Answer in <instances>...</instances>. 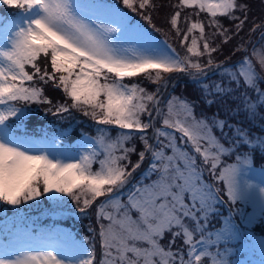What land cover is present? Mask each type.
<instances>
[{
    "label": "snow or ice",
    "instance_id": "6c2138e0",
    "mask_svg": "<svg viewBox=\"0 0 264 264\" xmlns=\"http://www.w3.org/2000/svg\"><path fill=\"white\" fill-rule=\"evenodd\" d=\"M122 2L133 12L140 10L152 23L154 0ZM0 5L20 10L11 19L0 16V29L6 30L0 43V204L19 208L59 193L71 197L85 213L106 197L96 207L99 257L94 244H78L69 236L64 242H43L15 251L0 245V264H231L228 250L221 251L222 242L238 236L239 227L231 217L215 232L208 231V225L223 200L222 190L231 204L258 200L264 217V187L243 179L252 169L253 157L236 152L237 143L252 152H264V137L253 139L236 129L238 139L226 143L214 131L223 132L226 121L197 118L192 105L176 97L165 101L161 109L159 93L167 87L162 83L164 74L203 73L205 67H220L212 60V54L220 50L214 38L222 37L220 44H227L238 35L248 19L249 5L241 0H176L170 5L168 24L185 49L183 56L167 41L143 48L124 46L116 37L123 24L97 23L98 18L85 12L79 0H0ZM185 9L193 11L184 15L182 29ZM201 14L213 29L210 35L199 19ZM219 18L236 21L235 31ZM204 56L206 64L193 59ZM223 72L228 85L213 84L215 91L208 94L229 96L243 87L245 111L255 116L258 108H264V76L260 74L264 49L253 48L238 65L224 67ZM141 75L161 88L153 92L140 83L125 82ZM37 80L51 82L71 100V105H57V113L77 108L97 124L124 131L113 137L108 129H100L94 141L99 151L93 147L72 161L21 140L8 123L25 114L17 102L52 103L44 88L35 86ZM247 90L256 94L255 100ZM133 132L140 134L142 150L129 145ZM132 153L138 156L135 164ZM146 155L149 168L128 189L125 199L123 192ZM232 156L235 162L227 163L225 157Z\"/></svg>",
    "mask_w": 264,
    "mask_h": 264
},
{
    "label": "rangeland",
    "instance_id": "374dc122",
    "mask_svg": "<svg viewBox=\"0 0 264 264\" xmlns=\"http://www.w3.org/2000/svg\"><path fill=\"white\" fill-rule=\"evenodd\" d=\"M79 2L85 6V12L91 15L94 19L98 18L97 23L110 24L113 27H119L121 24H123V31L121 33H117L116 37L118 42L123 44L124 46L143 48L151 45L162 44L164 41H167V43L171 45V47L174 48L177 52H179L181 56L185 55V49L183 46H181L179 37L176 36L174 30H172L170 25L168 24V17L173 11V8L170 5L174 4L176 0H157L158 9L155 11L154 15L158 16V18L162 15L166 16L160 19L163 22V25L161 27L155 26V28H153V24H149V22L145 20L143 16L138 13V11L133 12L131 9L127 8L123 4L122 0H79ZM18 11L20 10L16 8H10L7 5H0V16L8 17L9 19H11V14ZM238 13V15H242L240 12ZM199 19H202L205 22L206 34L210 35L213 29L207 27L208 20L205 19L203 14H201ZM263 25L255 31V34L253 36L249 38L245 37L248 39H246L240 45V51L242 52L240 57L245 58L246 56L250 55L253 48H255L257 51L264 49V34H262L264 32ZM180 27L182 29L186 27V25L184 24L183 13L181 16ZM157 29H159L160 31H157ZM5 31V29H0V43H2L5 39ZM220 40V38L216 37L214 38L213 43L219 45L220 50H227L228 54L231 48V43L228 42L227 44H220ZM220 50L212 54L213 61L217 59H226V56H229V59H226L228 62L232 61L230 60L232 59L231 53H229V55L218 56L217 58V54L220 52ZM193 59H199L201 64H206L208 57H193ZM241 61L235 63L234 66L238 65ZM224 67L232 68L233 65H223L219 68L218 78L212 79L208 83H202L203 94H208L209 91L214 92L215 89H212L211 87L213 84L223 82L225 86L228 85V76L223 72ZM49 70L51 69L49 68ZM29 71H31V69H29ZM257 71H259L258 66ZM175 73L176 72L164 74L165 81H162V83L166 82L167 87L161 88V85L153 83H151L152 87L149 89L147 86H144L149 91L153 92L156 91L157 88H161L159 93V96L161 98V109L164 108L165 101L171 99L172 97H176L190 103L197 118H207L209 121L213 119L224 120L218 115H211L210 117H208L204 113H201V111L198 110L195 104L186 97H181L178 94H171L170 89H168L169 85L176 83L179 80V77L176 76ZM186 73H188L187 79L193 81L195 78H197L198 81H201L202 78L210 76L213 73V69L205 67L203 73H197L195 72V70H190ZM260 74L264 76V72ZM141 78L144 81L143 84L145 82L146 84L148 83V81L145 80L143 76ZM34 84L35 86L44 88V95L45 90H51L55 88L52 83H48L47 85L38 80L35 81ZM205 86H208L207 90ZM233 87L235 86L233 85ZM261 87L264 88V83L261 84ZM247 91L249 96L254 94L255 98L253 100H255L256 94L251 90ZM244 92L245 89L241 87L237 89L233 94L236 101H238L239 103L243 101ZM59 94L60 96L64 94V92L60 88ZM168 95H171V97H167ZM45 97L47 96L45 95ZM208 97H212V100H217V98L219 97L222 98V96L210 94ZM66 98L68 97L66 96ZM39 104L40 103L37 104L35 102H17L16 106L24 109L25 114L20 119L13 117L8 121V123L12 126V131L15 136L20 138L19 135L21 132V128H25L23 124L25 118L30 113V110L34 106H37ZM51 104L53 106L56 105V103L54 102H52ZM239 107L244 109L243 103H241ZM238 109L239 108H236V111H238ZM79 113L84 114L81 110H79ZM29 116H31V114H29ZM86 117L91 119V116ZM248 118L253 122H261L263 124L262 127H264V108H258L255 116L249 113ZM77 124L78 123L69 125L67 128L61 130L56 127L55 131L52 132V136H55L54 139L37 140L26 138L22 135L20 139L29 141L32 146L36 148H44L50 151L54 156L68 161L77 159L79 156L83 155L93 147H97V150L99 151V147L94 143L98 133L95 136H86L83 140H79L76 144H69L66 142V138L74 131ZM157 124L159 125V121H157ZM236 129H243L244 132L247 133L248 137H251L253 139L257 137H263L257 134H249L248 129L242 126L240 123L227 124V127L223 129V132H221L219 129H214V131L217 136H222L225 142L228 140V142L226 143L231 144L232 141L238 139ZM108 130L113 137H115L119 132L122 131L120 130L119 132L115 133L113 129ZM26 133L29 134V131H26ZM131 134L133 136L134 132ZM151 135L152 132L150 136ZM70 139H74V134H71ZM134 144L135 146H137L136 139H134ZM134 144L131 140L130 145ZM241 145L246 146L247 149L245 147H243V149H240ZM236 152L238 154L251 155L253 157L252 169L251 171L246 172L243 179L252 185L264 187V166L262 164H255V157L250 147L243 143H237ZM131 155L132 154H130V159L132 161ZM225 160L227 163L235 162L234 156L225 157ZM136 162L137 161H134L132 163L135 164ZM149 163L150 159L147 156L145 157L144 162L141 164V168L137 169L133 173L132 177L130 178L129 185L126 186V189L123 192V197L125 199L128 195V189H130L133 184L143 178L144 174L149 168ZM93 168H98V164H94ZM218 186L223 189L222 184ZM54 195L55 197H57V200L53 199ZM256 195L258 196V189L256 190ZM220 196L223 197V200L217 205L218 212L216 216L211 219L210 224L208 225V231L215 232L216 230L222 228L224 226V220L228 217H231L232 222L239 227L240 231L238 236L231 238L227 243L222 242L221 251H223L225 248L228 250V259L230 260L231 264H264V233H262V231H264V217H262L261 215L259 201L254 199L248 201H238L236 204H231L228 201L227 195L223 190L221 191ZM105 199L106 197L99 198L96 204H94L92 208L88 209L85 213H81L79 211L76 202L73 201L71 197L62 196L59 193L46 194L45 196L38 197L37 200L29 201L26 204L20 205L19 208H14L12 206V208L16 210H14L10 215H7V209L11 205L0 204V245L7 246L9 251H15L17 248H26L29 245L34 246L43 242H64L69 236H71L78 244H94L96 247L97 256L99 257L101 250L100 239L98 236L100 222L97 220L96 207L101 201H104ZM32 207H34L35 209H39L40 212L43 211L41 213V218L50 217L53 222L54 220L55 222H60L62 226L54 227V229L42 227L38 229V232L34 231L33 228L34 226H36L34 224V221L24 220L27 214H30L27 212V210ZM47 207L51 208L48 209ZM39 220L41 219L37 218V221ZM45 222L46 221L44 220L42 223ZM3 236L7 237V239L1 238ZM242 238L244 243H242ZM212 239H215V237L213 236ZM210 251L214 252L215 247H210ZM205 264H207V262H205Z\"/></svg>",
    "mask_w": 264,
    "mask_h": 264
},
{
    "label": "trees",
    "instance_id": "16d2710c",
    "mask_svg": "<svg viewBox=\"0 0 264 264\" xmlns=\"http://www.w3.org/2000/svg\"><path fill=\"white\" fill-rule=\"evenodd\" d=\"M164 1V0H161ZM154 2L157 4V8L154 11H150V15L152 17V24L155 26L161 27L163 25V22L160 20L166 15H162L158 18V16H155L154 13L158 9V2L157 0H154ZM242 3H246L249 5V12L247 13L248 19L246 23L243 26V29L239 32L238 35L233 36L229 42L231 43V48L229 50V53H231L230 60L227 61L226 59H229V56H226V59H220L213 61L215 65H220L222 67L223 65H233L239 61H241L244 57H240L242 52L240 51V45L249 37L253 36L255 34V31L258 30L259 27H261L264 24V0H241ZM164 11V10H163ZM193 10L191 9H185L183 15L190 14ZM138 13L143 16L142 12L138 10ZM238 13V12H237ZM236 13L237 16H240ZM205 19L208 20L207 16L203 14ZM197 18V17H192ZM221 20V23L228 28L230 31L234 30V24L236 21L230 20L228 18H219ZM150 24V23H149ZM259 26V27H258ZM264 26V25H263ZM254 31V32H253ZM264 34V32L262 33ZM248 37V38H245ZM222 39V37H218ZM239 48V50H237ZM227 54V50L221 49L220 52L217 54L218 56H224L229 55ZM240 57V58H239ZM239 58V59H237ZM222 62V63H221ZM220 67H210L213 69V73L210 76H206L202 78L201 81H198L197 78H195L193 81L187 79L188 73L184 72H176L175 75L179 77V80L176 83L170 84L169 88L171 94H178L181 97H186L190 101H192L195 106L198 108V110L201 111V113H204L208 117L211 115H218L222 119L226 121V124H241L245 128L248 129L249 134H257L264 137V127H262V123H257L256 121L253 122L248 118L249 113L246 112L244 109L239 107L242 103V101L239 103L236 101L234 95L229 96H222L217 98V100H212V97H208L209 94H203L202 89V83L210 82L212 79L218 78L219 68ZM138 76L134 78L133 80H126V83H140L142 86H147L148 89L152 87L151 83L146 82L143 84L142 77ZM51 83V82H48ZM47 83V85H48ZM187 94V95H186ZM237 94V93H236ZM45 95L50 99L52 102L56 103V105L42 103L37 106H34L30 113L31 116H28L25 118V121L23 122L25 128H21V132L19 137L21 138V135L26 138H32L37 140H44V139H54L55 136H52V132L55 131L56 127L61 130L67 128L69 125H73L75 123H78L76 128L71 134H74V139L71 140V134L66 138V142L69 144H76L79 140H83L86 136H95L100 129H113L115 133L119 132L120 129L116 128L115 126L111 125H100L97 124L96 121H94L92 118L86 117L84 114L79 113V109L77 108H69L68 112H62L57 113L56 112V106L59 104H66L71 105V100L69 98H66V94H62L60 96L59 94V88H53L51 90H45ZM189 95V96H188ZM167 97H171V95H168ZM252 99H254V94L251 95ZM241 99V98H240ZM207 100L214 101L213 103L209 104ZM38 104V103H37ZM236 108H239L238 111H236ZM26 131H29V134L26 133ZM124 131V130H122ZM152 130H148V137L151 140V132ZM222 134V133H221ZM233 134V133H232ZM138 133L133 134V144L134 139L137 140V150L143 149L142 141L139 139ZM223 135V134H222ZM131 142V141H130ZM129 142V145H130ZM152 142V141H151ZM228 142V140L226 141ZM135 145V144H134ZM246 146L241 145L240 149H243ZM239 149V150H240ZM255 157V164L259 165L262 164L264 166V152L260 150H256L255 152H252ZM132 162L138 160V156L135 153H132ZM147 157V156H146ZM50 209L51 207H47ZM16 210L10 206L7 209V215H10L13 213V211ZM28 213L26 218L24 220H33L34 231H39V228H51L54 229V227L62 226V224L59 222H54L51 220L50 217L47 218H41V213L39 209H35L34 207L29 208L27 210ZM40 212V213H38ZM37 218H40L41 220L37 221ZM46 221L45 223H42L43 221ZM264 233V231H262ZM1 238L7 239V237L3 236ZM243 239V238H242ZM242 243H244L242 241ZM236 245V244H235Z\"/></svg>",
    "mask_w": 264,
    "mask_h": 264
}]
</instances>
